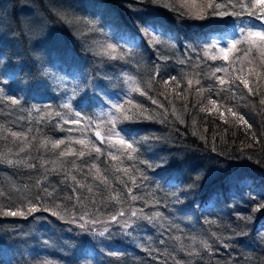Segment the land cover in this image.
Wrapping results in <instances>:
<instances>
[{
	"label": "trees",
	"instance_id": "1",
	"mask_svg": "<svg viewBox=\"0 0 264 264\" xmlns=\"http://www.w3.org/2000/svg\"><path fill=\"white\" fill-rule=\"evenodd\" d=\"M209 2L0 0V264H264L257 19Z\"/></svg>",
	"mask_w": 264,
	"mask_h": 264
},
{
	"label": "snow or ice",
	"instance_id": "2",
	"mask_svg": "<svg viewBox=\"0 0 264 264\" xmlns=\"http://www.w3.org/2000/svg\"><path fill=\"white\" fill-rule=\"evenodd\" d=\"M237 6L240 9V13H237L236 11H233L230 13L227 11V8L232 7L235 9V7ZM208 9L210 10L208 13V15L210 16H219V17L236 16V15L244 14L246 12L249 17H254L257 19L258 26L257 24L250 23L249 25L245 27H241L239 29L240 38L233 40L231 48L223 47L220 49V51L224 53V56H223L224 60H228L229 58L228 53L232 50L237 49L238 44H247L248 45L247 51L249 52L252 51L253 49H258L260 51L261 57L264 58V0H237L235 5L232 4L230 0V2L227 5H225L223 8L221 7L220 4L212 2V0H210V2L208 3ZM213 59H216V57H213ZM217 71L219 72L221 71V69H217ZM219 83L221 85H224L225 81L222 78H219ZM241 83L243 84L245 88L248 89L249 92L252 91V89L249 87V81L247 79L242 80ZM189 84H191V81H189ZM12 103L15 104L17 103V101L13 99ZM212 103L215 105L216 101H212ZM113 107L117 108L119 106L113 105ZM229 111H231V109H229ZM232 114L233 116L236 115L235 112H233ZM77 115L79 116L80 114L77 113ZM125 118L130 119L131 117L126 116ZM239 120L245 124L247 123L246 121H244L243 116H240ZM74 123H79V121H74ZM12 135L15 137V136H19L20 134L13 132ZM99 135L100 134L97 133V136ZM61 143H63V141H57L55 144H53V147L55 148ZM79 143L83 145L85 141L81 140L79 141ZM120 143L124 144L125 142L121 140ZM128 147L131 148L132 145L129 144ZM21 150L23 151V149ZM96 151H99V148H97ZM84 154H85L84 152L79 153L80 156H84ZM61 155H64V153H62ZM112 159H116V157L113 156ZM135 198L136 197H133V199ZM261 206L264 207V205H261ZM36 210H37V207L35 205L31 206L28 209L29 212H35ZM4 214L10 215V216H17V215L24 216L25 212L24 211H7ZM53 214L55 215V213ZM120 215H123V213H121ZM131 215L135 217L137 216V212L133 211ZM111 219L113 222L119 223L117 216H113ZM96 222L97 221H92V223H96ZM124 227L127 228L128 225L125 224ZM105 231H107V229H105ZM100 234L103 235V233H100ZM204 246L208 247V245L206 244ZM110 254L114 255L115 253H110Z\"/></svg>",
	"mask_w": 264,
	"mask_h": 264
},
{
	"label": "rangeland",
	"instance_id": "3",
	"mask_svg": "<svg viewBox=\"0 0 264 264\" xmlns=\"http://www.w3.org/2000/svg\"><path fill=\"white\" fill-rule=\"evenodd\" d=\"M249 24H250V22L249 23H247V22L237 23V24L233 25L228 30L227 33L240 35L239 29L241 27H245V26H247ZM251 24H257V21H254ZM257 26H258V24H257ZM59 82H64L66 84L65 80H59L58 81V84H59ZM90 103H91V106L94 109V112H97V113H99V114H101L103 116L104 115H108L109 112L113 110V104L115 105L114 101L111 99L110 96L108 97V95L107 96H102V95L92 96L90 98ZM96 125H93L94 126V130H99L100 133L102 134L103 138H104V134H103L104 133V130L103 129H100V128H97ZM73 222L80 224L82 227L79 226V228H82L83 230H86L87 228H89V225L83 226L84 223H85V219L83 217H77V218H75V220Z\"/></svg>",
	"mask_w": 264,
	"mask_h": 264
},
{
	"label": "water",
	"instance_id": "4",
	"mask_svg": "<svg viewBox=\"0 0 264 264\" xmlns=\"http://www.w3.org/2000/svg\"><path fill=\"white\" fill-rule=\"evenodd\" d=\"M97 133H99L100 135L97 136ZM94 134H95L96 138H97L99 141L103 142V136H102V134L100 133L99 130H96Z\"/></svg>",
	"mask_w": 264,
	"mask_h": 264
}]
</instances>
